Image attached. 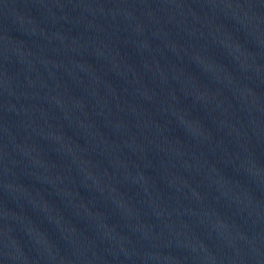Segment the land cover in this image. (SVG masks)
<instances>
[{
    "label": "water",
    "instance_id": "water-1",
    "mask_svg": "<svg viewBox=\"0 0 264 264\" xmlns=\"http://www.w3.org/2000/svg\"><path fill=\"white\" fill-rule=\"evenodd\" d=\"M0 72L264 207V0H0Z\"/></svg>",
    "mask_w": 264,
    "mask_h": 264
}]
</instances>
